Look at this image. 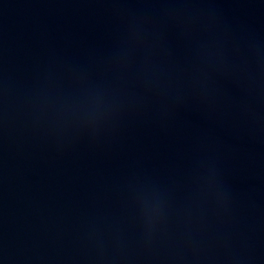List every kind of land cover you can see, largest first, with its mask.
<instances>
[{
  "label": "water",
  "instance_id": "obj_1",
  "mask_svg": "<svg viewBox=\"0 0 264 264\" xmlns=\"http://www.w3.org/2000/svg\"><path fill=\"white\" fill-rule=\"evenodd\" d=\"M0 264H264V0H0Z\"/></svg>",
  "mask_w": 264,
  "mask_h": 264
}]
</instances>
